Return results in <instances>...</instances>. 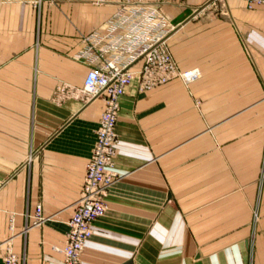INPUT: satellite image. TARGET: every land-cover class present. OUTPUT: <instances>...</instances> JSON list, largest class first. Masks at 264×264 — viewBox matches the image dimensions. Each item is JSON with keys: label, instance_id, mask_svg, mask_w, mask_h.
<instances>
[{"label": "crops", "instance_id": "obj_1", "mask_svg": "<svg viewBox=\"0 0 264 264\" xmlns=\"http://www.w3.org/2000/svg\"><path fill=\"white\" fill-rule=\"evenodd\" d=\"M119 0H0V264H66L104 108L83 36ZM175 77L121 98L116 171L82 264H264V5L165 0ZM45 217H35L37 204Z\"/></svg>", "mask_w": 264, "mask_h": 264}, {"label": "built area", "instance_id": "obj_2", "mask_svg": "<svg viewBox=\"0 0 264 264\" xmlns=\"http://www.w3.org/2000/svg\"><path fill=\"white\" fill-rule=\"evenodd\" d=\"M108 0H93L101 4ZM165 0H119V6L100 26L86 33L78 59L89 69L83 93L86 99L102 98L104 108L96 129V142L89 158L83 186L68 219L66 239L54 249L64 255L66 264H82L87 240L94 222L107 209L106 194L116 171L117 122L121 98L128 84L139 77L140 89L179 77L189 83L201 75L199 68L181 69L170 49L168 38L173 25L162 10ZM248 7L264 5V0H246ZM35 217L42 220V204ZM12 246L4 253V264H20ZM43 264H49L44 261Z\"/></svg>", "mask_w": 264, "mask_h": 264}]
</instances>
